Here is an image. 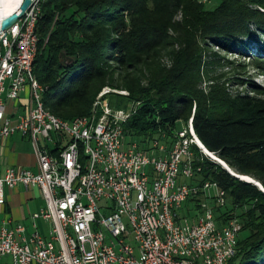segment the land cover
<instances>
[{
	"label": "trees",
	"instance_id": "trees-1",
	"mask_svg": "<svg viewBox=\"0 0 264 264\" xmlns=\"http://www.w3.org/2000/svg\"><path fill=\"white\" fill-rule=\"evenodd\" d=\"M204 1L39 0L33 73L45 108L61 120L90 116L105 88L125 91L105 98L115 110L137 105L123 124L126 138L147 148L171 145L192 121L211 154L264 188V87L248 81L246 92L231 93L216 75L213 51L250 58L264 37V0H220L214 11ZM253 62L264 66L262 58ZM192 150L201 179L227 193L216 220L242 224L229 264H264V192Z\"/></svg>",
	"mask_w": 264,
	"mask_h": 264
},
{
	"label": "built area",
	"instance_id": "built-area-1",
	"mask_svg": "<svg viewBox=\"0 0 264 264\" xmlns=\"http://www.w3.org/2000/svg\"><path fill=\"white\" fill-rule=\"evenodd\" d=\"M38 3L0 35V140L20 133L31 140L38 160L37 173L9 169L0 178V206L5 205V189L38 188L46 208L34 219L48 221L52 228L49 239L38 233L26 239L23 226L0 227V260L229 264L242 224L216 220L215 209L226 207L227 197L217 183L201 179L202 167L192 150L197 141L192 121L171 145L153 141L145 149L126 144L123 124L136 109L111 108L107 88L87 120L54 123L44 118L42 91L27 77L28 60L36 59L39 48ZM23 95L26 114L13 123ZM190 201L193 217H183ZM216 223H223V231H216ZM206 247H217V254H206Z\"/></svg>",
	"mask_w": 264,
	"mask_h": 264
},
{
	"label": "crops",
	"instance_id": "crops-1",
	"mask_svg": "<svg viewBox=\"0 0 264 264\" xmlns=\"http://www.w3.org/2000/svg\"><path fill=\"white\" fill-rule=\"evenodd\" d=\"M8 111L13 112V104L8 103ZM27 100L23 95L12 117L16 123L18 116L26 114ZM9 169L30 170L38 172V160L31 140L20 133L13 134L6 140H0V178L4 177ZM5 205L0 206V227L15 230L23 226L24 238L29 239L38 233L44 239L50 238L52 225L41 218L34 219V215L46 207L45 200L38 188L26 189L19 186L14 190L5 189ZM0 264H13L11 257L0 260Z\"/></svg>",
	"mask_w": 264,
	"mask_h": 264
},
{
	"label": "rangeland",
	"instance_id": "rangeland-1",
	"mask_svg": "<svg viewBox=\"0 0 264 264\" xmlns=\"http://www.w3.org/2000/svg\"><path fill=\"white\" fill-rule=\"evenodd\" d=\"M205 5L206 9L209 11H214L217 9L220 5V0H205ZM254 29V28H253ZM255 30V29H254ZM260 39V42L258 45H255L253 48H251L249 52L250 58H244L242 56L236 55V54H226L221 51L213 50L214 52L218 53V57L215 59L218 64L215 65L217 67L216 70V75L220 77V80L223 83H227V87L230 90L231 93H244L246 92L247 86L246 83L248 81H252L262 87H264V66L263 68L258 66L257 63L253 62L254 57H259L264 59V37L263 36H258ZM208 61L210 59L208 58ZM264 65V64H263ZM110 89V88H108ZM110 93H116L119 95L123 96H128L129 94L125 91H116L110 89ZM136 105H130L129 108L125 111H129L132 108L136 109ZM136 142L135 139L128 137L125 138V143L126 144H131ZM141 148H147L142 145H140ZM201 151V150H200ZM202 152V151H201ZM203 153V152H202ZM203 155L207 156L206 154L203 153ZM210 160H212L211 157L207 156ZM214 161V160H212ZM46 204V202H45ZM210 207H215V203L210 201L208 203ZM46 208V207H45ZM44 208V209H45ZM228 211L232 210L231 203L227 206ZM247 210L244 208L242 211L244 212ZM241 213V210L239 211ZM183 217H193V211H186L183 210L180 213Z\"/></svg>",
	"mask_w": 264,
	"mask_h": 264
},
{
	"label": "bare ground",
	"instance_id": "bare-ground-1",
	"mask_svg": "<svg viewBox=\"0 0 264 264\" xmlns=\"http://www.w3.org/2000/svg\"><path fill=\"white\" fill-rule=\"evenodd\" d=\"M25 1L26 0H0V22L3 19H5L7 17H10L11 15H13L17 11H19L21 9V7L23 6ZM34 61L35 60H28V63H27V77L30 78V80H32L34 82L35 86H39V90L42 91L41 92V96H40V107H41V111H42V113L44 115V118H50L51 121H53L54 123H74V122H80L81 120H87L89 118V116L83 117V118H79V119H76V120L71 121V122H67V121L61 120L60 118L54 116L52 113H50L45 108L44 103L42 101V95L44 93V88L39 84V82L37 81V79H36V77H35V75L33 73ZM104 95H105V89L98 96L96 102L94 103V106L92 107L93 110H95V108L98 106V103L101 102V97L104 96ZM196 146L204 154L209 156V153L206 151V149L204 148L202 143L198 141V138H197V141H196ZM210 156H211L212 160H214L215 162L219 163L218 159L213 154H211ZM224 168L227 169V171H229L231 173H234L227 165H224ZM242 177H243L242 181H245V182L248 181L250 183H254L255 182V183H257V185H259V183L257 181L253 180L250 177H247V176H242ZM225 197H227V193L226 192H225ZM216 231H223V223H216ZM206 254H208V255H216L217 254V247H206ZM236 254H237V251H230V258L233 259L236 256Z\"/></svg>",
	"mask_w": 264,
	"mask_h": 264
},
{
	"label": "water",
	"instance_id": "water-1",
	"mask_svg": "<svg viewBox=\"0 0 264 264\" xmlns=\"http://www.w3.org/2000/svg\"><path fill=\"white\" fill-rule=\"evenodd\" d=\"M39 0H26L23 4V6L21 7V9L19 11H17L16 13H14L13 15H11L10 17H7L5 19H3L0 22V35L2 33H6L10 28H12L18 21H20L21 19H23L25 17V15L27 14L28 11L31 10V8L38 2ZM65 62L68 64L71 62L70 59H65ZM199 141V140H198ZM200 142V141H199ZM205 148V147H204ZM206 149V148H205ZM206 151L209 153V156L211 155L210 152L206 149ZM214 155V154H213ZM215 156V155H214ZM211 157V156H210ZM216 157V156H215ZM217 158V157H216ZM218 159V158H217ZM218 162L221 166L224 167V165H227L226 163H224L223 161H221L220 159H218ZM227 170V169H226ZM229 172V171H228ZM233 177L242 180L243 177L239 176L235 173H231L229 172ZM247 183H250L248 181H246ZM255 185L256 187H258L262 192H264V188L262 187V185L259 183V185H257V183H250Z\"/></svg>",
	"mask_w": 264,
	"mask_h": 264
}]
</instances>
